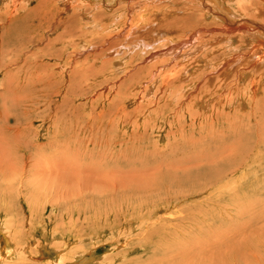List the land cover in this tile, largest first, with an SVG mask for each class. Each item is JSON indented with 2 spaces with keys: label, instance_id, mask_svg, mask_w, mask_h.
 I'll use <instances>...</instances> for the list:
<instances>
[{
  "label": "rangeland",
  "instance_id": "374dc122",
  "mask_svg": "<svg viewBox=\"0 0 264 264\" xmlns=\"http://www.w3.org/2000/svg\"><path fill=\"white\" fill-rule=\"evenodd\" d=\"M60 1L19 0L16 6L11 4L14 0H0V225L17 251L5 255L0 239V264H76L85 255L94 262L90 264H264V126H255L264 119V72L256 102L229 117L226 126H202L199 114L205 110L197 105L193 111L200 119L195 124L189 121L192 115L186 105L197 92L187 93L181 101L172 99L159 88L158 74L155 81L153 73L149 75L156 71L149 68L162 62L166 69L199 66L206 72L216 68L212 71L216 74L219 68L226 69L227 59L208 67L202 59L205 54L248 56L255 45L231 53V42L220 41L225 35L222 28L209 32L212 18L198 11L190 14L191 8L184 11L183 0H98L99 5L97 0H68L69 10ZM178 18L187 22L180 24ZM221 45L228 47L219 49ZM255 50L251 62L262 69L264 50ZM239 59L226 72L227 81L245 56ZM216 100L212 97V103ZM226 146L238 151L232 163L241 164L239 179L232 180L228 173L217 189L220 200L240 197L231 208L224 206L226 202L207 205L201 195L185 201L186 192L197 186L182 189L161 180L163 191L148 194L116 182L110 177L115 173L104 170L113 171L115 162L126 169L165 165L192 152ZM94 164L110 178L92 171ZM209 214V221H204ZM218 233L228 235L224 246L231 243L233 248L221 251L212 244L216 249L211 251V245L204 246L211 238L221 239ZM219 239L217 243H222ZM198 242L202 250L195 249ZM180 247L183 253L187 250V258L180 256L176 249ZM253 256L256 260L250 259Z\"/></svg>",
  "mask_w": 264,
  "mask_h": 264
},
{
  "label": "bare ground",
  "instance_id": "6f19581e",
  "mask_svg": "<svg viewBox=\"0 0 264 264\" xmlns=\"http://www.w3.org/2000/svg\"><path fill=\"white\" fill-rule=\"evenodd\" d=\"M19 0H14L13 5H16L17 2ZM33 1V0H32ZM49 0H44L45 4L46 2ZM63 2V6L65 8L69 7V3L68 0H61ZM60 1V3H61ZM70 1V0H69ZM76 1V0H75ZM107 3H113L115 0H105ZM125 2H127L126 0H124ZM179 1V0H178ZM197 2V5L194 2ZM207 1V2H206ZM6 2V1H5ZM28 2V1H26ZM90 2V1H88ZM100 1H95L94 3L96 5H99ZM104 2V1H103ZM231 2L232 7L230 8L228 6V3ZM50 3V2H49ZM48 3V4H49ZM52 3V2H51ZM183 3L185 4V7L183 6V10L184 11H188L190 10L189 8H191V13L190 14H195L197 13V11L200 13H198L199 15H202L203 17H208L210 16L212 18V21L210 22V24H212L213 28H209L207 27V30L209 32H214L216 29L218 28H222L221 31L225 32V35H221L220 36V41H228L231 42L232 47H229L228 49H230L229 51L231 52L233 49V53H235L234 49H238V48H247L250 46H254L256 49H259L261 51L264 50V0H183ZM5 4V3H4ZM3 4V8L4 5ZM29 4V3H28ZM45 4H43V7H46ZM78 4V2H77ZM90 4V3H89ZM93 4V3H92ZM120 4V3H119ZM2 5V4H1ZM10 5V4H9ZM51 5V4H50ZM80 5V4H78ZM85 5V4H84ZM187 5H190L191 7H188ZM7 6V5H6ZM5 6V8H6ZM18 6V5H16ZM74 6V5H73ZM82 6V5H80ZM94 6V5H93ZM41 7V6H40ZM48 7V6H47ZM46 7V8H47ZM76 6L72 7L73 9H75ZM83 7V6H82ZM2 8V7H1ZM4 8V9H5ZM8 8V6H7ZM39 8V7H37ZM71 8V7H70ZM68 8V10L70 9ZM100 6H95L94 10H101ZM111 8V7H110ZM42 10H44V8H41ZM83 9V8H81ZM36 10V9H35ZM40 9H37V11ZM46 10V9H45ZM59 9H57L58 11ZM67 10V9H66ZM67 10V11H68ZM78 10V8L76 9ZM86 10V9H85ZM41 11V10H40ZM38 11V12H40ZM47 11V10H46ZM51 11V9L49 10ZM72 11V10H71ZM8 13V12H7ZM50 13V12H47ZM52 13V12H51ZM55 13V12H54ZM58 14V12H56ZM63 13V12H62ZM76 13V12H75ZM73 12V14H75ZM188 13V12H186ZM61 14V13H60ZM83 14H86L85 12ZM101 14V12H100ZM103 14V13H102ZM101 14V15H102ZM179 14V13H178ZM8 15V14H7ZM54 14H52L51 16H53ZM56 15V14H55ZM87 15V14H86ZM85 15V17H87ZM182 15V14H180ZM185 15V14H183ZM182 15V16H183ZM198 15V16H199ZM263 15V16H261ZM5 16V15H3ZM64 16V15H63ZM75 16V15H72ZM69 17L68 20H71ZM176 16V15H175ZM190 16V15H189ZM10 17V16H9ZM40 17V16H39ZM45 17H47L45 15ZM45 17L41 16V19H46ZM49 17V15H48ZM48 18L49 19H52ZM56 17V16H55ZM54 17V18H55ZM61 17V16H60ZM59 17V18H60ZM68 17V16H67ZM66 17V19H67ZM188 17V16H187ZM173 18V17H171ZM202 18V17H201ZM9 19V18H8ZM65 19V20H66ZM73 19H75L73 17ZM235 19V20H232ZM10 20V19H9ZM48 20H46L48 22ZM62 20V19H61ZM64 20V19H63ZM175 20V19H173ZM177 20H180V24H184L186 21L185 18H178ZM184 20V21H183ZM215 20H217V24L214 22ZM261 21L263 24L260 25L258 24L256 21ZM198 21V20H196ZM59 22V19H58ZM68 22V21H67ZM187 22V21H186ZM45 23V22H44ZM72 23V22H71ZM165 23H169V21L165 20ZM189 23V22H188ZM201 23V22H200ZM43 24V22H42ZM74 24V23H73ZM59 25V24H58ZM61 25V24H60ZM59 25V26H60ZM186 25V24H185ZM190 25V24H189ZM188 25L189 28H191ZM66 26V25H65ZM175 24L171 23V27H173L174 29ZM67 27V26H66ZM184 27V26H183ZM187 27V25L185 26ZM197 27V26H196ZM259 30L256 31L255 29ZM7 28V27H6ZM12 28V27H11ZM176 28V27H175ZM216 28V29H215ZM10 29V27H9ZM67 29V28H65ZM64 29V30H65ZM70 29V28H69ZM182 29V28H181ZM186 29V28H185ZM199 29V28H198ZM12 30V29H11ZM68 30V29H67ZM71 30V29H70ZM69 30V31H70ZM73 30V29H72ZM197 30L196 28L193 30L195 31ZM206 30V31H207ZM214 30V31H211ZM172 31V30H171ZM190 31V29H189ZM13 32V30L11 31ZM178 32V31H177ZM175 33V34H179V33ZM216 32V31H215ZM239 32H242L245 34V37H242L241 34H238ZM8 33V32H6ZM10 33V30H9ZM8 33V34H9ZM65 33V32H64ZM72 33V32H71ZM173 33V32H172ZM183 33V32H182ZM185 33V32H184ZM188 33V32H186ZM185 33V34H186ZM12 34V33H10ZM5 35V34H3ZM2 35V37H3ZM68 34H66L67 36ZM220 35V34H218ZM177 36V35H176ZM183 36V34H182ZM187 36V35H186ZM189 36V35H188ZM187 36V37H188ZM5 37V36H4ZM178 37V36H177ZM181 37V36H180ZM178 37V39L180 38ZM29 38V37H28ZM60 38V37H59ZM58 38V39H59ZM184 38V37H183ZM186 38V37H185ZM2 39V38H1ZM4 39V38H3ZM57 39V40H58ZM61 39V38H60ZM59 39V40H60ZM181 40V39H180ZM183 40V39H182ZM181 40V41H182ZM191 40H196L198 41L199 44H205L207 41L202 39V38H197V39H191ZM218 40V39H216ZM180 41V42H181ZM184 42V41H183ZM185 42H188V40H185ZM253 42V43H252ZM53 43V42H52ZM55 43V42H54ZM177 43V42H176ZM222 43V42H221ZM191 44V43H190ZM223 44V43H222ZM225 44V43H224ZM185 45V44H184ZM227 45V44H226ZM226 45H221L219 49L221 48H225L228 47ZM189 46V45H187ZM191 46V45H190ZM209 46V45H208ZM186 48V47H185ZM254 49V51H252V53H250L248 56H246L247 52H241L240 55L238 54L237 57L232 56L230 54L228 55H224V53H221L218 57H215L213 55H208L205 54L202 59H206L207 62L206 64H209L208 67H213L214 62L220 59V61H224L222 60V58H226L227 61H224L223 66L226 67V69L222 70L221 68H219V71L214 74L212 73V71H214L216 68H210L211 70H209L208 72L206 71H202L201 67L196 66L197 68L194 70L193 68H190L191 66L188 65H184V66H179V67H169L168 69H166L165 66L166 63L162 62L160 64L157 65H153L151 68L149 69H153L156 70L154 72H150V76L152 75L151 73H153V76L151 77L152 79L154 78L155 74H158L157 77L159 78V88L161 90H163V92L165 93L166 91L169 93V96L172 99L178 98L179 101H181L184 96L187 95V93L191 92V93H195V95H193V97L191 98L192 100L187 103L186 107H187V112H189V114H191L192 116H189L190 118H188L189 121L196 122V120H199L200 118L202 119V126L206 125V126H217V124H222L223 126L227 125V121L228 118L234 114L237 115V113L239 111H241V108L246 107V105H251V102L255 100L256 102V94L258 91V86H259V82L260 81V76L263 75L264 72V68L261 69V66H258L254 63H252L251 56H254V54L258 53L256 52V50ZM180 49V48H179ZM187 49V48H186ZM189 49V47H188ZM239 50V49H238ZM223 51V50H221ZM226 51V50H225ZM240 52V51H239ZM158 53V52H157ZM206 53V52H205ZM219 53V52H217ZM232 53V52H231ZM163 55V54H161ZM187 56V55H186ZM241 56H245V59L243 60L244 62L242 64H240L236 70H234V75L233 78L231 80L225 79L226 77V72L229 70L230 65H235L236 61L241 57ZM158 57V56H157ZM169 57V56H168ZM231 57V58H230ZM215 59V60H214ZM229 59V60H228ZM260 59V58H259ZM159 60V59H158ZM164 60V59H162ZM177 60V59H176ZM240 60V59H239ZM257 60V59H256ZM165 61V60H164ZM167 62V61H165ZM195 62V61H194ZM238 62V61H237ZM198 63V62H197ZM200 63V62H199ZM198 63V64H199ZM168 64V62H167ZM239 64V63H237ZM177 65V64H175ZM218 65V64H217ZM233 65V66H234ZM263 65V64H262ZM178 66V65H177ZM194 67V66H193ZM215 67V66H214ZM207 68V67H206ZM213 69V70H212ZM90 70H92L90 68ZM194 70V72L196 73H192L190 74V72ZM218 70V69H217ZM211 73V74H210ZM231 74V73H230ZM148 75V76H149ZM205 76V79H203L201 81V78ZM183 78H182V77ZM263 77V76H262ZM204 78V77H203ZM151 79V80H152ZM154 80V79H153ZM188 80L189 82L186 84H184L183 81ZM155 81V80H154ZM157 81V80H156ZM180 81L182 82L180 85ZM241 82H243L242 84V89L240 90V84ZM157 86V87H158ZM154 87V85H153ZM195 87V88H194ZM158 88V90H159ZM146 89V88H145ZM149 88H147L145 91H147ZM154 89V88H153ZM186 89V91H185ZM195 89V91H193ZM260 89V88H259ZM263 89V88H261ZM184 90L183 93H181ZM166 93V94H168ZM190 93V94H191ZM189 95V94H188ZM216 100V98L218 100H216L215 103H212V97ZM256 98V99H255ZM259 98V97H258ZM177 100V99H176ZM182 103V102H181ZM186 103V102H185ZM194 105L198 106V108L201 110H205L204 113L202 114H198V112L193 111L194 109ZM233 106H235V108L233 109ZM228 107H230L228 112H225V109H227ZM260 107V106H259ZM250 108V107H249ZM196 110V109H195ZM244 110V109H243ZM251 110V109H250ZM190 112H193L194 115ZM239 114V113H238ZM241 114V113H240ZM260 114V113H259ZM172 116V115H171ZM238 116V115H237ZM178 117V115H177ZM200 117V118H199ZM264 120V119H263ZM262 119H259L257 121H255V126H264L262 123L263 121ZM252 121H254V118L252 119ZM227 122V123H226ZM197 123V122H196ZM193 124V123H192ZM200 124V123H199ZM233 125V123H231ZM230 125V123H229ZM190 126H194V125H190ZM231 126V125H230ZM264 128V127H263ZM261 128V129H263ZM203 132V131H202ZM14 133V132H13ZM264 136V135H263ZM20 138V137H19ZM202 138L204 137H200L198 139H200V141H202ZM260 140V139H259ZM20 141V140H19ZM264 142V141H263ZM263 142L260 144L262 146ZM256 145H258V142H256ZM258 145V146H260ZM20 146V145H19ZM53 146V145H51ZM192 146V145H191ZM3 148V147H2ZM191 148V147H190ZM37 150V149H36ZM212 151L208 152L205 150V153L203 154H197L196 152L193 153L190 156L187 157H182L176 160H174L173 162H170L168 164H158L157 166L154 167H142V168H131L130 166L128 167V169L123 168L122 166H120L119 164H117L115 162V166L113 168V171H108L109 168L104 169L101 168L100 166H98L97 164H94L93 166L90 165L91 170L98 172L99 174H101L100 172L103 171V169L107 172H111V173H115L117 174L115 176V174L113 176H110L111 179L115 178L116 182H119L120 184L126 185V186H131L130 188L134 187L136 188V186H138V190H145V193L148 194H159L161 193V191H163L162 186L160 183L161 180H168L170 186L173 183H176L180 188H187V187H195L197 186L198 189L192 188L189 193L184 196V200L187 201V199H189L190 197H193L195 195H201L202 199H204L205 201H207V205L210 204H216L218 203V205L220 204L223 205L226 202V205H224L225 207H232L233 203H235L234 201L238 198H240L237 194H234L231 198L226 199L225 201L220 200L221 198V193L219 191H217L218 189V185L219 182L222 179H227L228 178V173H230L229 175L231 177L234 176L233 179H239V177H236L239 174V170L241 168V164L239 163L240 161H238L237 163H232V162H236V160L232 161V158H236V154L238 153L237 150H233L231 152V150L226 146L223 148H219V149H212ZM3 151L1 150L0 147V161H2V153ZM25 152V151H24ZM228 152V154L226 153ZM43 153V152H42ZM188 153V152H187ZM212 153V154H211ZM39 154V153H38ZM62 154V153H61ZM83 154V153H82ZM118 154V153H117ZM122 154V153H121ZM120 154V155H121ZM32 155V154H30ZM119 155V154H118ZM187 155V154H186ZM51 156V155H50ZM175 156V155H174ZM185 156V155H183ZM5 157V156H4ZM7 157V156H6ZM47 157V156H46ZM49 157V156H48ZM118 157V156H117ZM42 158V157H41ZM120 158V157H119ZM45 159V158H44ZM22 160V159H21ZM52 160V159H51ZM50 160V161H51ZM8 161V160H7ZM118 161V159H117ZM127 165H131L130 161L125 159L123 160ZM24 163V162H23ZM37 163V162H36ZM40 163V162H39ZM55 162H53L54 164ZM26 164V163H25ZM44 164H49V162H44ZM58 165V164H57ZM122 165V163H121ZM174 165V166H172ZM6 166V165H5ZM8 166V165H7ZM35 166V165H34ZM48 166V165H47ZM51 166V165H50ZM70 166V165H69ZM172 166V167H171ZM120 167V168H118ZM32 168V167H31ZM56 167H52V169H55ZM60 169V167H57ZM71 168V167H69ZM68 168V169H69ZM112 168V167H111ZM162 169L163 172H161V170L159 171V169ZM133 169H135L133 171ZM165 169V170H163ZM73 170V169H70ZM69 170V172H71ZM127 170V171H126ZM57 172V170H56ZM74 172V171H73ZM170 172V173H168ZM241 172V171H240ZM59 173V172H58ZM97 173V174H98ZM107 174V173H106ZM101 174L102 176H106V178H110L108 176V174ZM98 176V175H97ZM105 178V179H106ZM117 178V179H116ZM120 179V180H118ZM236 181V180H234ZM114 182V181H113ZM158 182L160 184H158ZM166 183V182H165ZM222 184V183H221ZM228 184V183H227ZM231 184V183H230ZM169 186V187H170ZM229 187V186H228ZM124 188V186H123ZM128 189V188H127ZM171 189V188H170ZM197 190V191H193V190ZM181 190V189H180ZM131 191V190H130ZM179 192V191H178ZM224 192V191H223ZM183 194V193H181ZM180 195V194H179ZM183 197L180 196V198L178 199V201H181V198ZM168 201L170 203L171 199L168 195ZM154 202V201H153ZM172 203V202H171ZM181 203V202H180ZM168 205V204H167ZM170 205V204H169ZM199 205V204H198ZM232 205V206H231ZM176 206V205H175ZM201 206V205H200ZM206 205H204L205 207ZM196 207V206H195ZM202 207V206H201ZM198 208V207H197ZM200 208V207H199ZM198 208V209H199ZM206 208V207H205ZM220 208V207H219ZM229 208V210H230ZM201 209V208H200ZM208 209V208H207ZM228 209V208H226ZM225 209L224 213H229L227 210ZM204 210V209H203ZM223 210V209H222ZM191 211V210H190ZM209 211V209H208ZM220 212V209L218 210ZM194 212V211H193ZM197 213V212H196ZM195 213V214H196ZM235 213L237 214V212L235 211ZM193 214V213H192ZM212 215V213H210ZM208 216H203L202 219L204 221H209L208 218H211V215ZM202 215V214H201ZM195 216V215H194ZM193 216V217H194ZM188 217V216H187ZM235 217V216H233ZM232 217V218H233ZM185 218V217H184ZM182 218V219H184ZM191 218V217H190ZM228 218V217H226ZM229 218H231L229 216ZM186 219V218H185ZM187 220V219H186ZM185 220V221H186ZM189 220V221H188ZM188 222H191V219H188ZM194 220V219H193ZM197 220V219H196ZM203 220L201 222H203ZM182 221V220H180ZM193 222V221H192ZM199 222V221H198ZM212 222V221H211ZM194 223V222H193ZM197 223V222H195ZM198 224V223H197ZM207 224V223H206ZM199 225V224H198ZM201 225V224H200ZM3 226V225H2ZM0 225V239L4 242L3 245V252H5V255L7 256H14L16 254V250H14V248L12 247L11 243L8 241L7 239V231L4 230V227H2ZM196 226V225H195ZM240 228V227H238ZM10 229V228H9ZM236 231V230H235ZM10 232V231H9ZM218 232V231H217ZM216 233V232H214ZM165 234V233H164ZM48 235V234H47ZM57 235V234H55ZM217 236H219L223 242L222 243H217L218 241V237L215 240H213L211 238L210 242H206L205 245L203 244V242H201L205 247L209 244L211 245L209 248H211L213 250H215L217 247L221 248L220 250L223 251L225 249H231L233 248V245L230 243L226 244L224 246V239L223 238H227L228 235L224 234V235H220V233L217 234ZM59 237V235H58ZM47 238V237H46ZM51 238V237H50ZM236 238V237H235ZM221 239H219L220 241H222ZM0 240V242H1ZM212 240L214 242H212ZM49 241V240H46ZM228 241V240H226ZM201 243H197V250H202L203 249V245ZM218 245H217V244ZM249 243V241H248ZM47 244V243H46ZM202 245V248H199V245ZM212 244L215 245L214 248H212ZM48 246V245H47ZM252 246V245H251ZM139 247V246H138ZM177 247V246H176ZM183 247L180 248H176L177 250L180 251L183 250ZM194 248V247H193ZM224 248V249H223ZM184 249H186V247H184ZM206 249V248H204ZM196 250V252H198ZM187 251V250H186ZM185 251V252H186ZM252 251V250H251ZM178 252V251H177ZM181 252V251H180ZM183 253L181 252L180 256H188L187 253ZM189 252V251H188ZM209 252V251H208ZM227 253V250L224 252ZM251 253V252H250ZM57 254H61V252L59 251V253ZM93 254V253H92ZM217 254V253H216ZM94 255V254H93ZM92 255V258H93ZM197 255V254H196ZM213 255V254H212ZM250 255V254H249ZM79 256V255H78ZM86 256V255H85ZM85 256H83L82 258H80V262L76 263V264H90V263H94L90 260H87V258H85ZM89 256V255H88ZM173 256V255H172ZM199 256V255H198ZM246 256V255H245ZM252 256V255H251ZM250 256V257H251ZM1 254H0V259H1ZM215 257V256H214ZM222 257V256H221ZM220 258V260H222V258ZM78 258V257H77ZM187 258V257H186ZM253 258V259H252ZM252 258H250L251 260H256V257L253 256ZM258 259V258H257ZM93 260V259H92ZM156 260V259H155ZM247 260V257H246ZM79 261V260H78ZM216 261V260H215ZM192 261H190L191 263ZM210 262V261H209ZM250 262V261H249ZM256 262V261H255ZM189 263V264H190ZM248 263V262H247ZM74 264V263H73ZM98 264V263H97ZM179 264V263H178ZM213 264V263H212ZM257 264V263H255Z\"/></svg>",
  "mask_w": 264,
  "mask_h": 264
}]
</instances>
